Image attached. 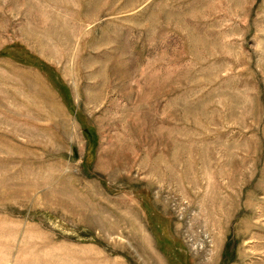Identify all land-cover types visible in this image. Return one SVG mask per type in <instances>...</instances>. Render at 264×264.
<instances>
[{
    "label": "rangeland",
    "instance_id": "rangeland-1",
    "mask_svg": "<svg viewBox=\"0 0 264 264\" xmlns=\"http://www.w3.org/2000/svg\"><path fill=\"white\" fill-rule=\"evenodd\" d=\"M0 264H264V0H0Z\"/></svg>",
    "mask_w": 264,
    "mask_h": 264
}]
</instances>
